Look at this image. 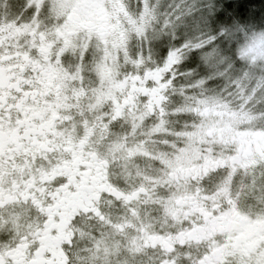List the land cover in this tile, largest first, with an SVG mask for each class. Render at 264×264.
<instances>
[{"label":"clouds","instance_id":"obj_1","mask_svg":"<svg viewBox=\"0 0 264 264\" xmlns=\"http://www.w3.org/2000/svg\"><path fill=\"white\" fill-rule=\"evenodd\" d=\"M43 3L9 0V11L21 21L25 44L31 45L37 29L47 37L49 59L43 62L61 70L58 99L54 93L49 100L47 93L32 96L29 107L55 104L58 114L43 126L32 123L22 136L23 148L2 145L13 159V184L23 191L4 192L9 207L0 205V247L19 241L16 251L38 242L37 234L51 226L50 197L66 183L63 168L84 149L104 162L110 188L63 223L70 264H162V255L180 264L194 258L203 242L189 238L201 219L193 205L219 206L221 188L243 207L264 208V160L206 170L200 160L204 154L215 153L214 159L227 154L229 145L206 138L223 110H243L253 119L242 124L264 126V63H237L240 45L232 47L234 26L264 31V0H119L103 38L81 29L68 47L57 36V20L38 15ZM229 28L232 39L214 45L217 55L206 58L202 45ZM11 43L16 47L19 41ZM144 77L166 84L162 111L138 95L123 103L129 81ZM25 79L35 81V72ZM209 98L214 106L205 103ZM14 102L19 103L11 93L0 102L6 127L18 118ZM192 145L198 154L178 163L182 149ZM111 189L130 198H118ZM161 235L168 238L167 249L153 239Z\"/></svg>","mask_w":264,"mask_h":264},{"label":"snow or ice","instance_id":"obj_2","mask_svg":"<svg viewBox=\"0 0 264 264\" xmlns=\"http://www.w3.org/2000/svg\"><path fill=\"white\" fill-rule=\"evenodd\" d=\"M9 8V0H0V102L6 98L7 93H11L19 103L14 102L18 117L14 127L4 125V109L0 108V205L4 207H9V200L4 196L5 191L19 196L23 189L13 184V176L9 174L13 159L2 145L16 143L17 148H23L22 136L30 129L32 123L43 126L56 118L58 113L55 104L36 110L29 107L28 98L47 93L45 99L49 100L54 93L58 99L57 86L62 78L57 65L50 61L43 62L49 59L50 46L47 37L41 35L37 29L32 33L31 45L25 44L27 37L22 35L24 30L21 28V21L16 19V14L10 12ZM120 8L119 0H44L38 15L47 13L57 20L55 26L57 36L68 47L72 34L81 29L94 32L103 38L110 27L111 17L118 13ZM35 9L36 5L33 4L29 11L35 12ZM145 11L147 12V9ZM234 27L237 30L232 47L237 49V44L240 45L236 53L239 56L237 63H264V31H254L247 26ZM232 36L233 29L229 28L203 44L206 58L213 59L217 55L214 45L227 43ZM17 40L19 43L13 47L11 42ZM67 55L68 53H65L61 59H66ZM169 59H172L171 55ZM33 72L36 74V80L27 81L25 77ZM156 79L158 77H144L134 82L129 81L127 87L131 91L123 103L131 104L138 95L141 100L148 101L149 108L160 106L162 111L166 84L163 81L156 84ZM116 103L119 109L120 101L117 100ZM205 103L214 106L216 101L209 98ZM243 119L253 118L243 110L233 112L225 109L220 113L218 122L207 133L206 138H215L219 143L227 144L229 147L227 154L219 159L213 158L215 153L212 157L207 154L201 156L204 170L219 165L239 169L264 160V126L242 124ZM126 147L130 156L135 154V149L130 145ZM189 153L193 156L198 154L195 145L189 149H182L178 163H184V156ZM62 175L66 183H63V187L55 196L50 197V201H55L49 213L52 217L51 226L38 233L40 239L30 247L14 251L19 241L8 248L0 247V264H70L66 258L67 245L63 243V223L71 218L76 209L86 206L96 193L110 188V185L104 162L87 149L74 153L73 159L64 166ZM111 190L118 198L123 197L124 200L130 198L115 189ZM137 190L144 189L138 186ZM220 191L222 193L220 199L224 202L219 206H202L194 203L192 211L201 219L192 229L189 238L203 243L194 258L182 259L180 264H264V208L250 210L234 200L232 198L234 194H230L227 189L221 188ZM260 199L264 200V196ZM120 202V199H117L116 203ZM153 239L159 240L167 249L168 238L161 235ZM161 261L162 264H170V257L162 255Z\"/></svg>","mask_w":264,"mask_h":264}]
</instances>
